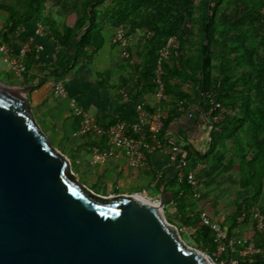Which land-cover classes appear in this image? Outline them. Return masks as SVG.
Here are the masks:
<instances>
[{"label": "trees", "instance_id": "1", "mask_svg": "<svg viewBox=\"0 0 264 264\" xmlns=\"http://www.w3.org/2000/svg\"><path fill=\"white\" fill-rule=\"evenodd\" d=\"M49 1L0 0V13L4 14L0 42L25 41L22 26L37 21L59 49L46 68L50 74L65 77L77 64L92 61L103 43V25L120 26L127 41L141 32L135 61L113 88L143 105L148 113L158 108L163 116L162 144L169 142L166 130L172 120L190 103H195L211 124L206 148L195 151L186 147L187 165L179 179L167 184L172 193L167 206L173 208L175 221L166 220L188 228L195 245L217 263L236 258L238 264H264V254L239 256L242 244H236V251L214 256L213 233L202 223L201 209L192 195L193 189L198 190L201 184L207 187L208 180L232 170L237 159L239 190L225 230L228 236L249 239L264 248V228L253 226L248 237L235 232L238 222L253 218L254 209L264 218V0H68V23L53 18ZM170 36L177 39L178 48L162 60L163 97L150 105L145 96H155L154 69ZM36 53L33 38L24 58L25 72L17 84H33L39 78L37 72L31 73ZM96 75L100 87L109 86L106 73ZM45 81L46 77L40 76L35 88ZM216 103L231 113L221 114ZM190 170L196 177L195 186L186 179Z\"/></svg>", "mask_w": 264, "mask_h": 264}, {"label": "water", "instance_id": "2", "mask_svg": "<svg viewBox=\"0 0 264 264\" xmlns=\"http://www.w3.org/2000/svg\"><path fill=\"white\" fill-rule=\"evenodd\" d=\"M35 85L0 82V264L229 263L182 241L163 182L157 201L81 183L35 119Z\"/></svg>", "mask_w": 264, "mask_h": 264}, {"label": "crops", "instance_id": "3", "mask_svg": "<svg viewBox=\"0 0 264 264\" xmlns=\"http://www.w3.org/2000/svg\"><path fill=\"white\" fill-rule=\"evenodd\" d=\"M61 4V1L50 0L48 2V10L56 21L71 22V18L67 14V9L63 13H59L55 5ZM54 5V6H53ZM57 11V12H56ZM4 14L0 13V18ZM3 24L0 21V27ZM39 23L32 20L24 24L21 33L25 37H32L37 42V53L34 60L33 71L38 73L39 78L33 84L40 82V76H45L46 81L39 87L30 90L27 98L33 109H44L53 116L58 118V122L68 127V132H73L78 126V117L71 111L66 97H60L53 91V81L61 78L50 74L46 68L51 65L59 52L58 46L54 44L53 38L43 31L38 34ZM120 26L103 25V43L97 54L91 62L84 64L79 63L74 66L65 76L68 77L66 83L67 95L75 97L84 110L93 117L98 123L108 125L113 120L123 119L133 122L137 119L138 112L136 103L126 95L118 93L113 86L120 84L121 80L126 77L130 71V65L135 61V54L140 50L138 44L141 38V32H137L130 36L126 45L128 49L123 48L120 44L112 42V37L118 32ZM22 41L14 39L7 45L13 54L18 52ZM127 52V56L122 51ZM72 53V52H70ZM97 73H106L108 87H100V78ZM17 80L9 70L8 65L3 61L0 54V82H11L18 86ZM39 81V82H38ZM189 85L186 84L185 89L188 90ZM147 103L156 105L157 99L153 94L145 96ZM211 124L195 103H190L178 117L174 118L166 130V138L168 143L162 145L161 150L146 156L144 164L137 168L128 165L122 151L114 158L93 162L92 155L96 148H105L108 142L105 138H97L93 135L75 136L74 146L71 148V157L76 164L77 172L92 180H104L108 184H114L115 190L120 186L133 189L132 191H112L107 187L108 192L104 195L114 194H130L132 192L145 191L150 194V198L158 200L160 183H164L166 191L171 190L167 184L174 178L179 179L183 168L179 167V162L184 159L187 150L186 147L195 151H203L210 137ZM178 146L176 162H171L169 155L171 153V145ZM70 160V159H69ZM238 162L234 160L232 170L227 173H220L208 180L207 187L211 193L203 192L200 188L199 192L203 195L197 200L201 210L206 211L208 216L219 222L224 228L229 225V215L235 209V198L238 194ZM73 171V170H72ZM159 184V186H158ZM158 186V189H156ZM148 192V193H147ZM103 194V193H102ZM211 199L213 207H210ZM255 226L254 218L247 223L238 222L235 232L239 236L248 237L252 234V228ZM249 242L251 240L248 239Z\"/></svg>", "mask_w": 264, "mask_h": 264}, {"label": "built area", "instance_id": "4", "mask_svg": "<svg viewBox=\"0 0 264 264\" xmlns=\"http://www.w3.org/2000/svg\"><path fill=\"white\" fill-rule=\"evenodd\" d=\"M43 31H45L44 27L39 24L37 33L40 35ZM32 39V37H28L25 41H23L18 49V52L15 54L11 52L10 48L6 44L0 42V54L2 55V59L8 65L10 72L17 80H20L25 72L24 58L29 51ZM112 42L120 44L123 48H125L127 40L123 36L122 28H120L112 37ZM177 48V39L174 36H170L166 39L164 45L159 51V58L154 69L153 77V82L156 85V99L163 97L164 85L162 76L164 71L162 68V60L167 57L172 50ZM122 54L127 56L125 49L122 51ZM67 82L68 77H61L54 80L52 85L55 94L68 99L69 108L79 119L78 126L73 132V135H93L99 139L105 138L108 142L107 147L94 149L92 155L93 162L114 158L118 155L119 151H122L128 165L132 168H137L144 164L147 155L161 150L163 144L159 139V133L163 125V116L159 112L158 108H156L152 113H148L143 105H136L138 116L135 121L128 122L123 119H118L108 125H102L93 117L88 115L75 97H69L67 95ZM215 107L219 109L221 114L231 113L229 108L219 103H216ZM177 151L178 146L176 144H172L171 153L169 155L171 162H176L178 160ZM186 165V160L181 159L179 167L184 168ZM186 179L191 186L196 185V177L193 170H190L187 173ZM134 194L140 195L145 199L147 198L145 191ZM192 195L195 200H199L201 198V193L197 189H193ZM253 218L255 220V226L263 229L264 218L255 209L253 210ZM200 219L203 224L209 226L213 233L214 241L216 243L214 256L217 257L222 253L236 251V244H242V248L237 250L239 256L264 254V248L256 247L248 240L228 236L225 228L219 222L212 220L206 211L200 210ZM240 219L241 217L238 218V220ZM228 264H238V260L236 258H231Z\"/></svg>", "mask_w": 264, "mask_h": 264}, {"label": "rangeland", "instance_id": "5", "mask_svg": "<svg viewBox=\"0 0 264 264\" xmlns=\"http://www.w3.org/2000/svg\"><path fill=\"white\" fill-rule=\"evenodd\" d=\"M67 5H68V0H62L61 4L58 5H53L55 8H59L58 11L59 13H63L65 12L67 9ZM57 12V11H56ZM2 16L0 18V21L2 22ZM9 86H18L15 85L11 82L5 83ZM27 97V95H26ZM28 99V98H27ZM31 109L33 111V114L35 116V119L38 123V125L40 126V128L46 133V135L49 137L52 145L58 149L60 152H62L66 157H68L70 159V163H71V169L73 170L76 178L83 183L89 190H91L92 192L102 195V196H108V195H104V193H107V187H110V190H114V191H122V190H127V191H132L133 189L127 188L125 186H120L118 188H116L115 190V185L112 184H108V182L104 181V180H92L89 177H85L82 174L77 172V168H76V164L74 162V159L71 157V148L75 145L74 141H75V136L72 134V132H68V127L64 126L62 124H60L58 122V118L53 116L52 113L44 110V109H33L32 105L30 104ZM199 188L206 193H211L210 188H205L203 187V185L201 184L199 186ZM141 191L135 192V193H140ZM103 193V194H102ZM134 193V192H132ZM148 193V192H147ZM119 194V193H118ZM118 194H114V195H118ZM151 197L150 194H147V198L146 199H150L151 201H157L154 200ZM210 207H213L214 203L213 200L211 199L210 203H208ZM174 210L173 208H171V206H166V208L163 209V213L165 218L167 217L171 222H174V218H173V213ZM178 233L180 235V238L182 239V241L187 244L188 246L194 247L196 249H198L199 251H202L201 249H199L194 241L192 240V235L191 232L188 228L186 227H180L178 228ZM220 263V262H218Z\"/></svg>", "mask_w": 264, "mask_h": 264}, {"label": "bare ground", "instance_id": "6", "mask_svg": "<svg viewBox=\"0 0 264 264\" xmlns=\"http://www.w3.org/2000/svg\"><path fill=\"white\" fill-rule=\"evenodd\" d=\"M138 196L143 199V197H141L140 195H138ZM143 200H146V199H143Z\"/></svg>", "mask_w": 264, "mask_h": 264}]
</instances>
